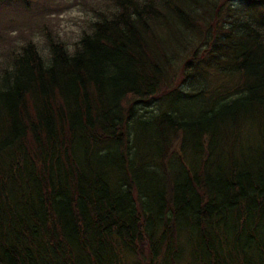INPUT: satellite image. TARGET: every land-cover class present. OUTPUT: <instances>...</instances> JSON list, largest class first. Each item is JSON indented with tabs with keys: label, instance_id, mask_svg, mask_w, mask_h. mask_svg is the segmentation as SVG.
<instances>
[{
	"label": "trees",
	"instance_id": "1",
	"mask_svg": "<svg viewBox=\"0 0 264 264\" xmlns=\"http://www.w3.org/2000/svg\"><path fill=\"white\" fill-rule=\"evenodd\" d=\"M108 1L0 68V264H264V0Z\"/></svg>",
	"mask_w": 264,
	"mask_h": 264
},
{
	"label": "rangeland",
	"instance_id": "2",
	"mask_svg": "<svg viewBox=\"0 0 264 264\" xmlns=\"http://www.w3.org/2000/svg\"><path fill=\"white\" fill-rule=\"evenodd\" d=\"M247 1H232L233 8L243 18L253 12ZM108 11H112L108 0H8L0 3V68L9 67L13 53L29 40L44 60L49 58L46 37L61 42L68 52H72L81 36L91 31L98 15ZM205 64H208L204 65L207 73L198 70L182 84L185 93H197L203 89L226 90L234 85L233 81L227 83L215 75L214 62L207 60ZM161 105L160 101H152L137 106V110L148 116Z\"/></svg>",
	"mask_w": 264,
	"mask_h": 264
}]
</instances>
